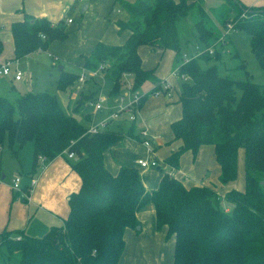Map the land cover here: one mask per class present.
Wrapping results in <instances>:
<instances>
[{"label": "trees", "instance_id": "trees-1", "mask_svg": "<svg viewBox=\"0 0 264 264\" xmlns=\"http://www.w3.org/2000/svg\"><path fill=\"white\" fill-rule=\"evenodd\" d=\"M201 1L115 0L129 15L127 21H116L118 34L129 31L130 36L121 46L98 43L82 56L80 69L94 72L103 66L112 82L111 96L120 94L125 75L132 77L135 92L152 83L154 87L140 101L141 109L149 96L170 89L162 87L155 69L143 68L140 47L178 53V22L195 9L204 14L197 5ZM217 9L218 22L225 29L231 26L250 35L251 50L264 70V4L223 0ZM194 26L205 48L214 47L219 36L204 18L194 21ZM11 32L13 59L18 60L47 51L52 42L65 41L72 31L63 20L53 24L25 16L12 23ZM3 47L0 39V54ZM206 49L178 67V75L184 76L179 94L182 113L171 123L173 138L167 143L178 145L165 163L177 169L186 152L196 160L203 146H214L221 168L219 182L226 185L238 178L243 150V190L233 188L221 196L215 185L187 187L161 166L158 188L148 190L135 166H121L113 175L104 164L105 151L125 137L144 141L133 126L125 132L86 134L87 126L68 114L54 95L26 92L15 101L0 96V156L5 144L17 156L27 143L33 144L35 166L40 157L52 160L74 153L71 167L82 180L80 190L69 197L63 227H52L39 238L5 230L0 233V247L17 256L20 264H119L126 230H138V213L152 207L157 229H165V239L174 240V264H264V85L221 76L217 64L203 68L202 61L221 60L218 51L211 55ZM60 67L57 88L67 92L80 73L64 64ZM79 107L73 110L78 112ZM84 121L90 116L85 115Z\"/></svg>", "mask_w": 264, "mask_h": 264}, {"label": "crops", "instance_id": "crops-1", "mask_svg": "<svg viewBox=\"0 0 264 264\" xmlns=\"http://www.w3.org/2000/svg\"><path fill=\"white\" fill-rule=\"evenodd\" d=\"M239 1L246 6L264 4V0ZM114 2L115 0H0V39L4 44L6 41L11 42L14 51L11 25L15 21L23 20L25 16L46 18L53 24L62 20L66 24L69 18L73 19V23L66 24L72 32L65 41H54L49 45L47 51L38 52L46 53L59 66L64 64V66L66 65L65 68L79 69L83 64L82 56L89 55L98 43L121 46L130 36L129 31L118 34L116 21L119 19L127 21L129 15L119 4H114ZM83 8L84 11H82ZM198 49L197 55L199 56ZM154 50L147 46L140 47L139 53L142 57L143 68L155 69V74L161 81L162 87H169L170 89L167 94L161 92L149 96L143 107L138 110L135 121L132 122L125 114L123 116L120 114L118 118H111L117 111L118 104L116 101L126 91L120 92L117 95L118 98L111 96L109 91L108 96L113 98L115 106L112 108L104 107L103 111L106 110L107 113L100 120H96L95 113L98 111L94 108V111L87 109V112L93 115L90 116V121H84L87 127L107 119L110 130H114V126L123 121V124L125 122L129 126L130 124L133 125L135 132L139 135L144 131L147 132L146 137L152 142L153 148L151 149L140 141L125 137L121 143L115 144L105 151V167L111 174L116 175L121 166H135L139 170L144 186L148 190H154L158 188L163 173L157 168H142L137 164V160L155 159L158 166L181 180L187 187L215 185L221 196L233 188L243 190L245 187L243 150L239 154L238 178L226 185L219 182L221 168L216 160L214 146H203L196 160L193 159L191 152H186L183 154L177 169H172L165 163V158L178 145L177 143H167L173 138L170 125L174 120L179 119L182 113L179 103L182 82L179 84L175 76L178 75V67L183 62H179L178 57H176L173 58L171 66H168L167 69L165 67L160 69V61H150L149 53ZM36 54L37 52L24 58H32ZM7 60L14 59L9 58ZM20 60L18 59L19 63ZM11 75H13V82H21L23 79L16 81L14 74ZM181 79L183 78L181 77ZM132 82L133 79L131 78V84ZM148 84L149 89L144 93L154 87L152 83ZM82 87L81 89L79 87L76 93H71L70 90L66 92L70 101H75L78 95L84 92ZM12 88L15 89V86L12 85ZM101 92L95 95L96 99L104 96ZM88 106H93L91 101L88 102ZM73 107L75 108L74 103ZM85 115H81L82 120H84ZM137 118L141 123L138 129L134 124ZM115 119L117 121L111 124V121ZM141 145L144 147V152L138 154L136 152ZM25 146L29 147V150L24 156L25 161L21 162L20 154L22 151H26ZM25 146L17 156H14L11 150L5 146L2 149L0 156V233L5 230L21 231L30 237L39 238L43 237L52 227L61 228L64 226V221L70 211L69 197L80 190L82 180L71 167V160L74 159L69 158L68 153L58 155L52 160L40 157L35 166L33 144L27 143ZM13 162L12 169L10 168L7 173L6 167ZM174 171L176 175H174ZM8 176L10 177L7 180ZM16 176H21L22 192L14 191L12 188V182ZM32 180L36 181L34 185ZM24 188H27V192L23 190ZM138 219L141 222V229L129 228L125 232V249L119 264H174V240H166V230L157 229L154 209L149 207L138 213ZM12 260V255L9 254L7 248L0 250V264H12ZM14 261L20 264L17 258Z\"/></svg>", "mask_w": 264, "mask_h": 264}, {"label": "rangeland", "instance_id": "rangeland-1", "mask_svg": "<svg viewBox=\"0 0 264 264\" xmlns=\"http://www.w3.org/2000/svg\"><path fill=\"white\" fill-rule=\"evenodd\" d=\"M198 4L200 5V8L201 10H203L204 14H199L195 9L189 14V16L181 19L178 22V30L180 34L178 53L173 49H155L154 51L149 53L150 61H160V69H162L163 67L167 69L168 66H171L173 58L178 57L179 62L197 58V48H199L201 51H204L206 49L204 43L197 37V32L194 26V21L198 20L201 17L204 18V23H206V26L211 27V29L214 30L216 34H218L219 39L214 42L213 48L221 54L220 62L211 60L210 62L206 63L202 61V67L206 69L212 64H217L218 71L221 76L238 81L250 80L254 83L264 85V70L259 65L256 56L251 50L250 35L243 30H231L229 26L227 27V29H225L226 27L218 22L217 15L220 12V9L218 10L217 8H219L223 4V0H202L200 3L197 2V5ZM234 15L235 13H233L231 17H234ZM227 31L228 33L225 34V32ZM9 58H14V51L11 42L6 41L3 47V51L0 54V65L5 64L6 60ZM243 63L245 68L241 67ZM18 64V69L23 74V79L21 82H13V75H0V96L5 97L10 101H15L17 97L26 92L49 93L57 97L59 103L68 114L75 116L82 123H84V120H82L81 115L86 114L89 116H93L92 113L87 111H94V107L88 106V101L84 100L91 99L95 95L99 94V92L102 91L101 94L104 95L102 96L103 107L112 108L115 106L113 98H109L108 96L112 86V82L105 77L106 72L104 69H101L98 72L97 76L87 75V79L83 83L79 82L78 80V82H76L75 85L69 90L71 91V93H76L78 88L80 87L81 89V87L83 86L82 89L85 93L83 92L81 95L79 94V98L77 97L75 101H70L68 93L61 92L57 88L56 82L61 73L60 66L54 63V60L46 53L37 52V54L32 58H21L20 63ZM69 68L66 69L70 71H77L80 74L82 72L80 68ZM175 77V79L180 84L182 82L181 77L179 75ZM131 78L132 77L129 75L124 76L125 83L122 84L121 93L127 91V87L131 84ZM12 85L15 86V89L12 88ZM148 86L149 84H146L139 91L144 93L149 89ZM240 93V91L237 92L238 97H240ZM122 95L123 94H121V96ZM113 97L118 98L119 96L115 95ZM72 102L75 106H80L77 109L78 112H75L73 110L74 107ZM106 113V110L95 113L96 120H100L101 118L106 116ZM116 121V119L112 120L111 124H113V122L115 123ZM134 124L136 126V129H138L141 125L138 118ZM132 126L133 125L131 124L129 126V124L125 122L123 124V121H120L117 125L114 126V130L125 132L128 128H132ZM110 127H112V125H110ZM106 130H110L109 126ZM5 148H9L8 144H5ZM24 148L26 151H22L20 154L21 162L25 161L24 156L26 152H28L27 150H29V147L27 146H25ZM143 152L144 147L141 145L138 147L136 153L141 154ZM13 164L14 162L10 164V166L6 167L5 171L7 173ZM173 173L174 175H176L175 171ZM9 177L10 176H8V178L6 179L8 180ZM0 250H6V247H1ZM12 258L13 260L11 261V263L13 264V262H15V258L18 257L13 255ZM15 264L18 263L15 262Z\"/></svg>", "mask_w": 264, "mask_h": 264}, {"label": "built area", "instance_id": "built-area-1", "mask_svg": "<svg viewBox=\"0 0 264 264\" xmlns=\"http://www.w3.org/2000/svg\"><path fill=\"white\" fill-rule=\"evenodd\" d=\"M71 23H73V19L69 18L66 21V24H71ZM229 28H231V26H229ZM227 33H228V31L225 32V34H227ZM198 50H199V55H200L203 51H201L200 49H198ZM206 50L211 55L214 53L213 47L206 49ZM18 63H19L18 60H7L5 62V64L0 65V75L9 76L11 74H14V79L16 81L21 80L23 78V74L18 69V65H19ZM101 69H104V67L101 66L100 70ZM100 70L94 71V72H88L87 70L82 69V72H81L79 79H78L79 82H81V83L85 82L87 79V75L97 76L98 72ZM177 74H178V71H177ZM181 77L184 78V76H181ZM166 88H169V87H166ZM159 93H161V92H159ZM159 93H156L155 95H157ZM143 95L144 94H141L139 91H136V92L133 91L132 90V84H130L128 86V90L124 93V95L120 96L118 98V100L116 101V103L118 104L117 111L111 116V118H118L120 114H122V115L125 114V115H127V118L129 119V121H131V122L135 121L136 114L139 110V104H140V101H141ZM102 98L103 97L100 96V97H97V99L91 101V105H93L94 109L98 112L103 111V109H104V107L102 105L103 104ZM108 121L109 120L105 119L98 124H94V125H91L90 127H87L86 134H96V133H99V132L106 130L107 126H108ZM141 136L144 138V141L142 143L145 144V146H147L148 148L152 149L153 148L152 142L149 139H147V137H146L147 132H145V131L142 132ZM68 156H69V158H72V159L75 158L74 153H70V154H68ZM137 164L140 165L142 168H157L158 167V163L155 159H153V160L139 159V160H137ZM21 183H22L21 176H16L12 182L13 190L17 191V192H22ZM35 183H36V181L32 180V184L34 185Z\"/></svg>", "mask_w": 264, "mask_h": 264}, {"label": "water", "instance_id": "water-1", "mask_svg": "<svg viewBox=\"0 0 264 264\" xmlns=\"http://www.w3.org/2000/svg\"><path fill=\"white\" fill-rule=\"evenodd\" d=\"M86 6H87V5H86ZM86 6H84V7H86ZM82 11H84V8L82 9ZM140 229H141V227L139 226V227H138V230H140Z\"/></svg>", "mask_w": 264, "mask_h": 264}]
</instances>
